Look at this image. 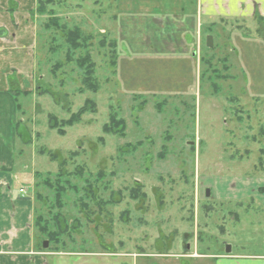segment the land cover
I'll list each match as a JSON object with an SVG mask.
<instances>
[{
  "label": "rangeland",
  "instance_id": "374dc122",
  "mask_svg": "<svg viewBox=\"0 0 264 264\" xmlns=\"http://www.w3.org/2000/svg\"><path fill=\"white\" fill-rule=\"evenodd\" d=\"M54 7L70 27L92 34L99 87L81 91L83 71L75 63L52 74L65 40L37 15L35 78L46 92L19 96L28 132L19 130L34 140L36 173L34 183L29 175L15 189L22 184L52 200L38 182L59 162L42 154L44 147L60 158L80 149L67 169L83 164L87 173L106 175L95 188L98 201L81 189L65 196L61 211L70 226L79 221L77 228L54 241L35 226L39 249L53 252L50 263L214 264L187 253L226 252L232 243L235 251L255 253L264 239L253 224L258 209L238 192L264 177V18L207 14L202 0H56ZM110 40L117 42L115 58ZM86 99L97 113H85L64 135L49 127L50 113L68 118ZM112 113L124 118V136L104 131ZM137 189L145 198L133 197ZM35 200L36 215L59 210Z\"/></svg>",
  "mask_w": 264,
  "mask_h": 264
},
{
  "label": "crops",
  "instance_id": "0c3cea01",
  "mask_svg": "<svg viewBox=\"0 0 264 264\" xmlns=\"http://www.w3.org/2000/svg\"><path fill=\"white\" fill-rule=\"evenodd\" d=\"M202 3L207 14L243 18L257 13L264 18V0H202ZM36 4L37 0H0V264H51L49 256L53 254L39 249L35 231V188L30 190L21 184L15 189L16 180L19 182L29 175L34 183L36 173L34 140L30 135L21 136L18 129L20 120L28 132L27 124L20 118L19 96L27 98L38 92L35 78L37 15L32 14ZM30 145L34 148L30 149ZM30 166L32 173L27 171ZM248 184L249 188L243 187L244 192L238 193L256 204L258 216L253 224L257 226L256 232L264 236V177ZM223 185L228 194L232 187L227 180ZM22 187L24 192H20ZM215 192L216 196H222V191ZM233 217L241 219L237 212ZM258 245L255 253L248 249L235 251L232 243L229 253L194 251L187 255L209 258L214 264H264V239Z\"/></svg>",
  "mask_w": 264,
  "mask_h": 264
},
{
  "label": "trees",
  "instance_id": "16d2710c",
  "mask_svg": "<svg viewBox=\"0 0 264 264\" xmlns=\"http://www.w3.org/2000/svg\"><path fill=\"white\" fill-rule=\"evenodd\" d=\"M55 3L56 0H37L36 8L32 12L33 15L36 14L39 16H46L44 28H53L54 31L61 33L65 40L66 53L64 59L57 60L56 63L52 65L51 72L52 74L57 75V71L65 64L75 63L76 66H78L83 71V86L80 88V90H91L93 92H97L99 84L96 76V63L92 59V55L90 52L93 36L91 33L83 30L79 25L70 27L67 24V20L65 21L66 18L64 19L62 16L56 13L54 7ZM259 21L262 22V18H259ZM52 41L54 43L53 45L56 46V38L52 37L51 43ZM104 41L105 40H101V44L105 43ZM116 43V40H110L109 42L111 46H114V58L117 55ZM55 48L56 47L51 48L50 51H57V49ZM77 51L80 52L79 55L76 54ZM113 62L114 59L111 61V63ZM37 88L41 89L40 94L46 92V90L41 86H38V84ZM47 92L52 95L54 94L49 90ZM17 93L18 90H16L15 94ZM85 113H97V105L94 100L86 99L84 104L79 107L77 111L72 112L68 118H59L54 113H50L48 115L49 127L56 129L60 134L64 135L66 133V127L80 122L82 116ZM21 124L22 121L19 120L18 129L21 127ZM125 128L126 123L124 118L117 116L116 113L111 114L110 121L104 124L103 127L104 131L114 134H120L121 136H124ZM39 150L42 154H48L52 159L58 160L59 163L58 171L54 175L50 173L47 175H40V181L38 182V186L41 185L43 187H46L52 192V200L50 201V198L47 197L46 194H43L39 191L36 193V198L39 200L50 201L51 204L49 206V212H52L53 207H58L59 210L49 218H47L43 214L36 215L35 226L36 228H38L39 232L42 233V235L48 237L49 240L56 241L58 240V237H60V234H68V228L72 226L73 228L71 229H75L80 225L78 221L76 226L75 224L70 226L67 218H65V215L61 211V208H63V206L65 205V196L71 190L75 193H78L81 189L82 191H84V194L86 196H89L90 198H92V200L98 201V197L95 193V188L97 186V183L99 181H102L103 177H105L106 174L103 170H98L96 173H87V168L83 164H77L74 167L75 169L68 170L67 166L69 161L75 160L80 155V149L71 150L69 151L67 156H63L62 158H60V154H58L56 151L50 150L48 148L44 147ZM261 152H264V147L261 149ZM73 178L79 180V182L83 184L79 185V182H73ZM145 195V192H141L139 189H137L136 192L133 193V197L145 198ZM86 196H79V200L83 206H86V202L84 201V198ZM49 220L53 221V226L56 227L55 230L50 227ZM73 221L75 223L77 222L76 219H74Z\"/></svg>",
  "mask_w": 264,
  "mask_h": 264
},
{
  "label": "water",
  "instance_id": "95a60500",
  "mask_svg": "<svg viewBox=\"0 0 264 264\" xmlns=\"http://www.w3.org/2000/svg\"><path fill=\"white\" fill-rule=\"evenodd\" d=\"M206 44H207V46H209V47H213V45H214L213 36H208V37H207ZM206 194H207V196L210 195V190H209V189L206 190ZM48 245H49L48 240L43 242V247H44V248H47ZM230 251H231V246H230V245H227L226 252H230Z\"/></svg>",
  "mask_w": 264,
  "mask_h": 264
},
{
  "label": "built area",
  "instance_id": "2783aa9c",
  "mask_svg": "<svg viewBox=\"0 0 264 264\" xmlns=\"http://www.w3.org/2000/svg\"><path fill=\"white\" fill-rule=\"evenodd\" d=\"M21 191H24L23 189H21Z\"/></svg>",
  "mask_w": 264,
  "mask_h": 264
}]
</instances>
